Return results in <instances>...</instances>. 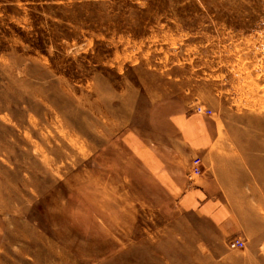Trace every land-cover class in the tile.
I'll list each match as a JSON object with an SVG mask.
<instances>
[{
  "label": "rangeland",
  "instance_id": "374dc122",
  "mask_svg": "<svg viewBox=\"0 0 264 264\" xmlns=\"http://www.w3.org/2000/svg\"><path fill=\"white\" fill-rule=\"evenodd\" d=\"M163 103L264 157V0H0V264H264V204L230 233L128 158Z\"/></svg>",
  "mask_w": 264,
  "mask_h": 264
},
{
  "label": "crops",
  "instance_id": "0c3cea01",
  "mask_svg": "<svg viewBox=\"0 0 264 264\" xmlns=\"http://www.w3.org/2000/svg\"><path fill=\"white\" fill-rule=\"evenodd\" d=\"M246 135L225 132L217 117L163 103L124 138L128 158L159 198L185 213L239 233L240 206L264 204V157ZM201 158L202 176L191 177ZM0 219V242L4 232Z\"/></svg>",
  "mask_w": 264,
  "mask_h": 264
},
{
  "label": "built area",
  "instance_id": "2783aa9c",
  "mask_svg": "<svg viewBox=\"0 0 264 264\" xmlns=\"http://www.w3.org/2000/svg\"><path fill=\"white\" fill-rule=\"evenodd\" d=\"M196 112L199 114H205L207 116L212 115V111L204 109V107L196 108ZM206 170V166L201 158H195L192 163L191 177L197 178L203 175ZM230 247L232 249H243L245 247V242L240 238H234L230 241Z\"/></svg>",
  "mask_w": 264,
  "mask_h": 264
}]
</instances>
